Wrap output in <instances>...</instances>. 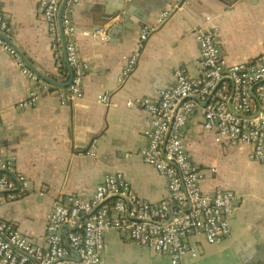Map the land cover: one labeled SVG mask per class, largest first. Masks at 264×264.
<instances>
[{
    "label": "crops",
    "instance_id": "crops-1",
    "mask_svg": "<svg viewBox=\"0 0 264 264\" xmlns=\"http://www.w3.org/2000/svg\"><path fill=\"white\" fill-rule=\"evenodd\" d=\"M40 1L0 0L9 22L0 37L18 49L36 76L24 73L15 56L0 47V174L10 168L11 177L25 176L30 183L21 196L0 205V219L15 223L35 241L44 236L57 200L91 198L115 174L148 202L166 197V176L143 156L153 120L139 101L157 97L178 70L199 74L198 27L216 31V45L229 63L256 59L264 51V0H189L183 9L191 19L181 8L175 11L151 35L136 69L124 75L145 23L174 8L176 0H79L72 17L78 56L87 65L83 96L63 103L74 72L62 14L56 43ZM99 28L109 38L81 33ZM105 94L108 103L99 99ZM131 100L134 106L127 105ZM183 133L188 153L206 170L204 189L214 193L221 187L243 198L229 214L231 237L218 245L201 239L198 257L180 264H264L257 262L264 253V164L250 159L251 146L218 139L205 129L201 113ZM105 242L102 264H172L122 230L109 231Z\"/></svg>",
    "mask_w": 264,
    "mask_h": 264
},
{
    "label": "built area",
    "instance_id": "built-area-1",
    "mask_svg": "<svg viewBox=\"0 0 264 264\" xmlns=\"http://www.w3.org/2000/svg\"><path fill=\"white\" fill-rule=\"evenodd\" d=\"M78 1L67 0L63 9L61 0L40 1L56 43L60 40V10L62 14L68 60L74 72L69 94L62 93L63 103L83 96L87 65L78 56V29L72 17ZM172 15V10H166L145 23L124 75L136 69L151 35ZM8 28L9 22L0 10V33ZM81 33L109 38L100 28ZM196 40L201 49L199 74L192 76L178 70L176 80L157 97L139 101L153 120L151 144L143 156L166 176V197L156 204L148 202L115 174L91 198L70 195L57 200L41 241L25 236L15 223L0 219V263L102 264L106 234L116 229L127 232L134 242L168 256L172 264H180L187 257H198L201 239L218 245L231 237L229 214L243 197L221 187L214 193L204 189L206 170L188 153L183 132L192 117L201 113L205 129L214 131L218 139L251 146L250 159L264 164V51L256 59L229 63L216 45L215 30L198 27ZM0 47L15 56L24 73L36 77L3 37ZM56 57L61 62L59 53ZM99 99L110 101L106 94ZM127 105L135 104L131 100ZM9 170L0 174V205L21 196L22 190L30 186L25 176L13 178ZM14 180L19 181L18 187ZM64 226L71 230L66 232Z\"/></svg>",
    "mask_w": 264,
    "mask_h": 264
},
{
    "label": "water",
    "instance_id": "water-1",
    "mask_svg": "<svg viewBox=\"0 0 264 264\" xmlns=\"http://www.w3.org/2000/svg\"><path fill=\"white\" fill-rule=\"evenodd\" d=\"M189 0H176V2H175V7L174 8H171V9H166V10H172L173 11V14H174V12L175 11H177V10H179L180 8H181V10H183V13H185L186 15H187V17L189 18V19H191V17H190V14H188V12H186L183 8H184V6L186 5V3L188 2ZM66 2H67V0H64V2H63V5H62V9H63V7H64V5L66 4ZM185 11V12H184ZM148 18V16L145 18V20ZM200 24H202V23H200ZM201 26V25H200ZM202 27H209V26H206V25H202ZM65 44H66V42H65ZM67 48V47H66ZM18 50V49H17ZM262 259H263V255H262Z\"/></svg>",
    "mask_w": 264,
    "mask_h": 264
},
{
    "label": "flooded vegetation",
    "instance_id": "flooded-vegetation-1",
    "mask_svg": "<svg viewBox=\"0 0 264 264\" xmlns=\"http://www.w3.org/2000/svg\"><path fill=\"white\" fill-rule=\"evenodd\" d=\"M263 254H264V253H263ZM263 254L260 255V259L257 260V262H262V261H263V263H264V255H263ZM262 255H263V259H262Z\"/></svg>",
    "mask_w": 264,
    "mask_h": 264
},
{
    "label": "rangeland",
    "instance_id": "rangeland-1",
    "mask_svg": "<svg viewBox=\"0 0 264 264\" xmlns=\"http://www.w3.org/2000/svg\"><path fill=\"white\" fill-rule=\"evenodd\" d=\"M223 260H224V261H228V257H226V256L224 255Z\"/></svg>",
    "mask_w": 264,
    "mask_h": 264
}]
</instances>
